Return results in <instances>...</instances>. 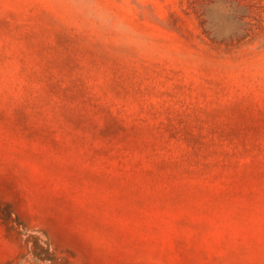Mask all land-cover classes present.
<instances>
[{"label":"rangeland","instance_id":"1","mask_svg":"<svg viewBox=\"0 0 264 264\" xmlns=\"http://www.w3.org/2000/svg\"><path fill=\"white\" fill-rule=\"evenodd\" d=\"M0 264H264V0H0Z\"/></svg>","mask_w":264,"mask_h":264}]
</instances>
